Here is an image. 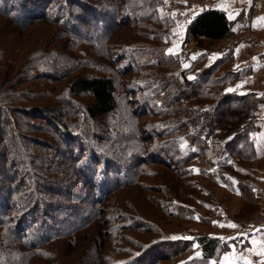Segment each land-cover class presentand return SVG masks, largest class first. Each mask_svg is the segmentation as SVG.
Segmentation results:
<instances>
[{
	"label": "rangeland",
	"instance_id": "374dc122",
	"mask_svg": "<svg viewBox=\"0 0 264 264\" xmlns=\"http://www.w3.org/2000/svg\"><path fill=\"white\" fill-rule=\"evenodd\" d=\"M180 1L160 0L157 7L155 6L158 14L166 15L169 13L171 15V22L169 24L164 23L165 25L163 24L160 27L165 32L170 29V35L172 33L174 35L173 40L166 43V41L157 42L150 38V34L153 32L151 28H155V25L151 20L145 19L146 10L135 13L139 5L137 4L138 0H119L121 11L124 14L128 13L126 16L129 17L127 22L129 27H121L110 35V41L107 45V53L109 54L107 60L99 57L101 54L98 53L102 50H99L101 48L98 45L92 44L90 46L83 43L71 45L70 39H64L58 28L52 27L48 23L39 22L37 18H34L32 24L24 28L16 27L15 24L0 18V48L5 51L6 57L5 61L0 62V86L3 85L0 87V92H2L0 93V108H4V113L0 114V119L8 116L13 123V127L16 128V132H23L30 138H39L45 142L38 146L37 143L35 145L32 141L25 140V138L11 137V134L5 131L0 144L6 145L8 149L7 153L4 152L7 158H4L5 155L3 154V159L0 160V174L1 176L3 174L2 180H0L3 183L0 182V187L1 184L12 186L15 192L12 205L20 206L23 204V200H29L35 195L29 189L33 180H29L28 175L25 176L27 169H29L28 171L32 169L33 175H29L36 179L34 184L39 190L49 180H57L54 185L57 184V187L60 185V189L64 193L51 196L53 197L51 200L56 202L58 208L52 210L50 214L58 229L63 227L65 223L76 220L75 217L71 218L70 215H74L70 214L71 211H66L69 210L68 208H78L79 215L83 216L88 215L92 208H95L98 212H96L97 215L94 220L80 225L75 233L76 242L62 241L60 243L61 253L57 254L58 260L56 259V262L55 260L51 261L54 264H131V262L137 264L138 261L135 262V258L143 252L145 246L148 247L160 239L189 238L188 234L194 231L193 226L197 223L194 224L195 219L198 220V223L201 222L200 226H204L226 218L222 217V215H225L222 207L227 202L233 201L227 190L236 188V177H241L245 173H249L248 175L252 173V165L244 164L246 163L244 161H247L245 159L240 164L234 165L232 171L219 167L222 175L217 176L219 179L215 180L207 173L208 170L211 171L214 168L211 167L212 164L207 165V156L192 160L178 170L177 173L171 172L163 163L153 161L152 157L146 160L145 165L139 166L137 160H132V165H129V154L132 153L148 156L152 152L161 153V149L166 148L165 152L174 156V153H171L172 149L169 148L170 143H168L167 137L154 138L153 135L159 133L157 131L161 130L163 125L160 123L162 119L156 117L150 111L155 112L158 108L167 107L173 97L179 96L188 99L194 95L196 83L183 80L182 72H189L194 58L192 52L199 51L207 46L203 41L198 43L191 41L188 44H182L180 36L187 25L181 20V14L190 10L201 0H182L187 2L182 7L179 6L181 5ZM3 4L10 7L11 1L5 3L4 0H0V6H3ZM10 8L14 12L13 7ZM71 9L78 10L73 5ZM99 33L100 31L96 34L94 32L85 33V35L96 37ZM258 35L264 37V34ZM77 36L79 38L84 37L83 35ZM228 36L218 41L220 43L218 47L220 46L222 50L234 47L238 43L226 45L225 39ZM94 39L96 38H91V40ZM67 46L70 50L66 48ZM49 47L56 48L58 53L64 57H62L63 59L73 55L76 61L69 58L72 62L63 63L59 61L55 63L52 60L53 58H50L48 63H54L52 67L49 66L51 69L33 70L29 72L31 76L27 75L15 79V76L20 74V71L23 72L24 68L23 65L19 66V62L17 61V64L16 60L24 58L29 51L38 52L37 54L40 55L43 52L42 49H48ZM92 48L98 50L97 53L95 51L92 54L83 52ZM0 53H2V50H0ZM93 56L99 58V61L90 63ZM116 56L118 58L114 62ZM38 58L37 60H39ZM129 62L132 63V69L127 68ZM37 63L40 64V60ZM205 63L208 62L205 61ZM185 65H188V67H185ZM203 65H199L197 70H201ZM44 71L52 76L51 79L44 78ZM101 74L111 75L115 78L118 108L114 112L97 119L81 121L80 126L75 130L78 133L82 132L91 136L95 149L99 148L101 152L112 156L111 158L115 156L114 158L118 162L126 166L123 167L126 170L124 173H114L118 177V182L123 178L131 182H127V185L122 188L119 186V189L116 188L117 191H112L101 202L95 200L91 206L90 202L93 196H96L95 191L98 193L99 189L96 187V190H94L90 184H85L83 180H79V184L75 186L73 174L69 170V167L75 165L72 158L78 146L77 142L73 139L71 142L68 141L71 146L65 148L63 144L62 147H59L63 143L60 135L51 137L42 128V126L46 127L44 121L31 118L24 109L40 105L48 108L50 114L56 115L60 108H63L64 111H70L71 107L68 108L66 105L68 102L65 100L68 97L72 102V107L76 106V112L84 111V108L93 101L91 96L88 94L65 95L63 94L64 86L77 78ZM253 75L255 74L253 73ZM60 96H63V98L60 99ZM212 104H214V100L208 98L183 103L181 105L184 106L183 110L178 114L175 113L176 115L173 114V118H178L174 121L175 123L172 122L173 126L191 123L203 115H207L206 118H208L213 114V111L208 109ZM262 105H264V102L259 103L257 113ZM18 119L20 121L22 119L21 124L24 125L19 124ZM131 120L133 121L134 130L129 132L128 121ZM30 123L37 126L34 129L29 128L31 127ZM195 128L197 129V125ZM261 128L264 129V121L261 123ZM227 136L218 132L215 133L211 137L210 142L214 143H212V148L210 147L208 153L215 152L217 148V146H214L215 143H225ZM44 144L61 149H55L54 151V148H49L48 145L44 146ZM127 144L132 147H128ZM34 146H38V148ZM24 153H27L26 158ZM152 156L163 159L161 157L163 155ZM33 159L35 161H32ZM96 161H98V163L95 162L96 166L100 168L102 162L99 159ZM203 161H205V165H202ZM112 162L115 161L112 160ZM180 163H177V165ZM56 167L57 169H54ZM120 170L114 167V171L119 172ZM201 170L205 171L202 172ZM15 171H17L18 176H13L11 180H3L10 173L14 174ZM22 176H25V179L19 180ZM133 176L135 178H132ZM39 195L38 199L50 197H47L41 191H39ZM76 195L79 196L74 199ZM245 205L247 206V204ZM261 211L264 210L255 211L252 208L248 212H244L240 209L232 218L241 224L244 223L246 226L250 225L252 217ZM57 216L64 217L58 219ZM41 226L40 220L38 224L34 223L27 230L35 233V230ZM3 232V228H0L1 255L5 252H2L4 245L1 246L4 238ZM108 233L110 236L105 237V234ZM54 242L59 245L60 240ZM159 244H154L152 249H149L150 252L143 254V259L146 256L145 259H148V261L153 260L158 254H169L175 248L165 244L160 247ZM177 248L180 247L177 245ZM176 253L169 259L159 261L156 264H202L195 260L191 251ZM0 261H2V257H0ZM32 262L35 264H52L42 258L33 259Z\"/></svg>",
	"mask_w": 264,
	"mask_h": 264
},
{
	"label": "trees",
	"instance_id": "16d2710c",
	"mask_svg": "<svg viewBox=\"0 0 264 264\" xmlns=\"http://www.w3.org/2000/svg\"><path fill=\"white\" fill-rule=\"evenodd\" d=\"M7 1H11L10 7H13L14 12H12L10 7L3 4V6H0V18L6 19L19 28L29 26L34 21V18H37L39 19V22L48 23L52 27L58 28L64 39H70L69 42H71V45L76 43L88 44L90 46L92 44L98 45L99 48H101L99 50H102L98 53L101 54L99 57L106 60L109 58L107 45L110 41V35L121 27H129L127 25L129 17L126 16L128 13L124 14V12L121 11L119 0H4L5 3ZM138 1L140 3L136 2L139 5L135 13L146 10L145 19L151 20L155 25V28H151L153 32L150 34V38L157 42L166 41V43L173 40L174 35L173 33V36L170 35V29H167L169 31L165 32L164 30H161L162 28H160L164 23L169 24L171 22V15L169 13L166 12V15L158 14L156 7L157 4L160 3V0ZM72 5L77 7L78 10H72ZM55 6L56 8H54ZM60 14L62 15L60 16ZM241 24L242 22L240 23L229 20L225 12L222 10L209 9L195 16L194 19L185 27L182 34V44H188L191 41L197 43L199 41H203L208 47L233 33V31L238 29ZM84 31L86 34L93 32L96 34L99 31L100 33L96 35V37H92L93 35L88 36L85 35V33L83 34ZM77 35H83L84 37L79 38ZM91 38L96 39L91 40ZM66 48L70 50L68 46ZM0 50H2V53H0V62L5 61V51L2 48H0ZM42 50L43 52H41L40 55L37 54L38 52L33 53V51H29L30 53L27 52L24 58L15 61L16 63L17 61L19 62V64L17 63L19 66L23 65L24 67L23 72L20 71V74L15 76V79L23 78L27 75L31 76L29 72L33 70L36 71L46 68L51 69L49 66L52 67L54 63H48V59L50 58H53L52 60L55 61V63H58L59 61L63 63L72 62L69 58L76 61L73 55L72 57L70 56L69 58L63 59L64 57L58 53L56 48L53 49L49 47L48 49ZM94 51L97 53L98 50L92 48L83 52L92 54ZM232 51L233 47L228 48L227 50L221 52L220 55H218L209 64L205 63L207 59V54L205 52L197 54L192 60L189 72L186 73L188 81L196 83L194 95L188 99H183L179 96L173 97L167 107H163L162 109L158 108L155 112L150 111V113L162 119L160 123L163 125L161 130L157 131L159 133H155L153 135L154 138L160 139L167 137L169 141L168 143H170L169 148L172 149L171 153H174V156L165 152L166 148L161 149V153H151L152 155L157 156L163 155L161 156L163 159L153 157L151 154L147 156L132 153L129 154V165H132V160H137L140 164L139 166L145 165L146 160H148L149 157H152L153 161L161 162L167 166L171 172L177 173L178 170L182 169L192 160L200 157V159H202V157L207 156V165L209 164L208 166H210V164H212L211 167H214L211 171L208 170L207 173L212 176V178L214 177L215 180H218V177L222 175L221 171H219V167L232 171L234 169V165H237L236 160L241 162L245 159H251L254 156V146L251 135L253 132L258 131L261 128V123L263 122L261 119L257 118V109L259 103L264 102V95L255 91L245 93L224 91L227 84H234L252 71L251 68L234 70L232 67L234 62ZM37 58L40 60V64L37 63L39 62ZM117 58V56L114 58V62ZM98 59L99 58L93 56V58L90 59V63L97 62L99 61ZM199 65H203L201 70H197ZM127 68L132 69L131 62H129ZM43 76L46 79H51L52 77L51 75H48V72L46 71H44ZM63 94L68 96L88 94L91 96L93 101L84 108V111H79L80 113L76 112V106L72 107V102L68 97H66L65 100L68 102L66 104L68 108L71 107L70 111H64L63 108H60V111L56 115H53L50 114V110L48 108L40 105L24 109V111L26 114L28 113L31 118L44 121L46 127L42 126V128L44 131L48 132L51 137L60 135L63 143L60 144L59 147H62L63 144L65 145V148L67 146H71L68 141L71 142L73 139L77 142L78 146L76 147L77 149L75 151V155L72 158L73 161H75V165L69 167V170L73 174L75 186L79 184V180H83L85 184H90L94 190H96V187L99 189L98 193L95 191L96 196H93V199L90 202L92 206L95 200L101 202L102 199L109 196L112 191H117L119 186L122 188L130 181L123 178V180L118 182V177H116L114 173H124L126 170L123 167L126 166H123L120 162H118L117 159L114 158L115 156L111 158L112 156L101 152L99 148L95 149V145L92 140L93 138L91 136L82 132L78 133V131L76 132L75 130L78 126H80L81 121L86 119H97L101 116L114 112L118 108L116 80L113 76L104 74L86 78H77L68 82L64 86ZM62 98L63 96H60V99ZM202 98L214 100V104L210 105L208 108L213 111L211 116L206 118L207 115H203L201 118L196 121L194 120L191 123L173 126L172 122L178 119L173 118V114H178L181 110H183L184 106H181L183 103ZM2 112L4 113V108H0V114ZM0 121L1 141L2 135L5 131H7L11 134V137L17 136L19 138H25L28 142L32 141L34 144L37 143L38 146L45 143L42 139L30 138L23 132H16V128L13 127V123L10 121L8 116L7 118L5 117L0 119ZM17 122L21 124L22 119L21 121L18 119ZM21 125L24 124L22 123ZM196 125L197 129L195 128ZM30 126L31 127L29 128L34 129L37 125H32L30 123ZM128 126L129 132H132L134 130L132 120L128 121ZM5 127L6 129H4ZM217 132L228 135L225 139L226 142L223 144L215 143L214 146H217L215 152L208 153V150L212 148V143H214L210 142L211 137ZM45 145H48L49 148H54L53 145L44 144V146ZM38 146L34 147L38 148ZM127 146L130 147L131 145L127 144ZM0 147L1 160L3 159V154L5 155L4 158H7V155L4 152L7 153L8 148L6 145L3 146V144H0ZM55 149L56 148H54V151ZM58 149L60 150L61 148ZM35 154L32 155L34 156ZM207 154L210 156L212 155V157L210 158ZM24 157H27V153H24ZM233 157H236V159ZM232 158L234 161H232ZM97 159L102 162L100 168L95 164V162L98 163V161H96ZM112 160L115 162L113 163ZM28 161L30 160L28 159ZM32 161L35 160L33 159ZM179 162L181 163L177 165ZM204 162L205 161L202 162V165H205ZM114 167L121 170L119 172L114 171ZM54 169H57V167ZM28 170L29 169L26 170L27 174H25V176L28 175L29 180H33L29 189L32 190V193H35V195L29 200H23L22 205H12L14 198L13 195L15 193L12 186H3L1 184L0 187V228H3L4 231V238L1 246L4 245L3 248L5 249L2 250V252L5 251L4 254H0V257H2L0 264H35L32 261L36 258H42L44 261L54 264V262L51 261L55 260L56 262L58 256L57 254L61 253L59 249L61 246L60 243H62V241L76 242L75 233L80 228V225L90 220H94L98 213L95 208H92L88 215L83 216L79 215L78 208H68L69 210L66 211H71L70 214H74L70 215L71 218L75 217L76 220L74 222H67L63 227L58 229L52 221L53 219H51L52 215L50 212L58 208L56 202L51 200L53 199L51 196L55 194L57 196L58 193H64L60 189L61 186L59 185L57 187V184L54 185L57 180L53 179L49 180L48 183L39 190L35 187L34 183L36 179L32 177V169L31 171ZM236 170H238V168H236ZM201 171L203 172L205 170ZM17 174V171H15L14 174L10 173L3 180H11L12 177ZM25 176H22L19 180H24ZM1 177H3V174L2 176L0 174V180H2ZM132 178L135 177L133 176ZM39 191L45 193L47 197L50 196L51 198L38 199V196H40ZM78 196L79 195L73 197L76 199ZM63 217L64 216H57L58 219ZM40 220L42 226L39 229H36L35 233L27 230L29 227L34 225V223L38 224ZM106 236H110L109 233L105 234V237ZM58 239L60 240L59 245H57V242H54ZM158 243H160V247H162V244H165L174 246L175 248L171 250V253H169L170 255L167 253H161L159 255L157 253L158 256L153 260L148 261V259H145L146 256L143 259V254L150 252L151 250L149 251V249H152L153 245ZM194 244L198 245L200 248L198 257L204 260H209L214 257L218 245L215 238H211L204 233H198L191 239H160L148 247L145 246L143 252L135 258V262L138 261L137 264H156L159 261L167 260L173 255H176V252L186 253L191 251L193 255ZM177 245L180 247L179 249L177 248ZM193 256L195 257V255ZM133 263L134 262H131V264Z\"/></svg>",
	"mask_w": 264,
	"mask_h": 264
},
{
	"label": "crops",
	"instance_id": "0c3cea01",
	"mask_svg": "<svg viewBox=\"0 0 264 264\" xmlns=\"http://www.w3.org/2000/svg\"><path fill=\"white\" fill-rule=\"evenodd\" d=\"M208 2L209 9L222 10L229 20L242 22L241 26L233 33L248 25L254 33L264 34V2L258 0H208ZM185 3L187 2L181 0L179 6L182 7ZM196 6L197 4L194 7ZM219 44L217 42L209 47L200 48L199 51L193 50L195 52H192V54L195 57L197 54L205 52L207 54L206 61L209 64L221 52L225 51L220 46L218 47ZM232 54L234 57L232 66L234 70L251 68L252 71L234 84H227L224 91L235 93L255 91L264 95V77L253 75V67L247 68L244 66L245 61L250 57L248 42H238L233 47ZM257 118L264 121V105L260 107ZM251 138L253 140L254 156L247 159L248 162L243 161L246 162L244 164L252 165V173L251 175L245 173L241 177H236V188L227 190L233 201L227 202L222 207V211L225 213L222 217L226 218L204 226H200L201 222L198 223V220L195 219L194 224L197 223L193 226L194 231L188 234L190 239L198 233H204L217 240L218 245L215 255L209 260L198 257L200 248L194 244V258L202 264H253L252 260L254 258H260L264 261V228L256 229L249 225L245 226L244 223L241 224L232 218L240 209L244 212H248L252 208L255 211L264 210V129L261 128L259 131H255ZM234 158L236 159V157ZM232 161H234L233 158ZM236 164H240V162L236 160ZM232 225H236V227H232Z\"/></svg>",
	"mask_w": 264,
	"mask_h": 264
},
{
	"label": "built area",
	"instance_id": "2783aa9c",
	"mask_svg": "<svg viewBox=\"0 0 264 264\" xmlns=\"http://www.w3.org/2000/svg\"><path fill=\"white\" fill-rule=\"evenodd\" d=\"M259 2H264V0H258ZM208 0H201L196 7L190 8L186 12L181 14V20L185 25H188L195 16L199 13H203L209 10ZM240 41H247L250 57L245 61V67H253V73L259 77H264V37L254 33L250 26H243L232 35L225 39V44H235ZM182 79L189 82L186 73L183 71ZM250 225L252 228H264V211L255 214L250 220ZM253 264H264V261L260 258H254L252 260Z\"/></svg>",
	"mask_w": 264,
	"mask_h": 264
},
{
	"label": "snow or ice",
	"instance_id": "6c2138e0",
	"mask_svg": "<svg viewBox=\"0 0 264 264\" xmlns=\"http://www.w3.org/2000/svg\"><path fill=\"white\" fill-rule=\"evenodd\" d=\"M169 51H171V50H169ZM185 67H188V65H185ZM232 227H236V225H232Z\"/></svg>",
	"mask_w": 264,
	"mask_h": 264
}]
</instances>
